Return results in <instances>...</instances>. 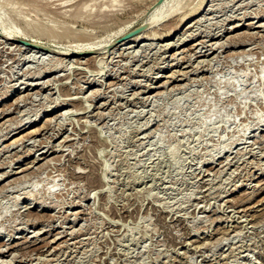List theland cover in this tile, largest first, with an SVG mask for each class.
I'll use <instances>...</instances> for the list:
<instances>
[{"label": "rangeland", "instance_id": "obj_1", "mask_svg": "<svg viewBox=\"0 0 264 264\" xmlns=\"http://www.w3.org/2000/svg\"><path fill=\"white\" fill-rule=\"evenodd\" d=\"M0 1V264H264V0Z\"/></svg>", "mask_w": 264, "mask_h": 264}, {"label": "bare ground", "instance_id": "obj_2", "mask_svg": "<svg viewBox=\"0 0 264 264\" xmlns=\"http://www.w3.org/2000/svg\"><path fill=\"white\" fill-rule=\"evenodd\" d=\"M6 1V0H5ZM31 2V1H30ZM34 2V1H33ZM156 1L154 0V3H155ZM171 1L170 0H162V1H160L159 3H161L160 5H158L159 7H157L156 8V12H155V14H154V16L149 20V21H146V22H142L141 24V27L139 26V27H137V29H135V30H130L129 31V33H128V28H129V26L127 25V26H125V27H123L122 29H120V30H118L117 32H114L115 34L111 37V38H107V39H105V40H102V41H92V40H90V39H81V37H78V38H80V39H77V44H76V46H72L73 47V49L72 50H70V51H67V52H61V51H57L56 49H54V48H52L51 46H48V45H45V44H43V43H41V42H39V41H37L36 39H32V38H27V37H24L23 35H22V33H20V34H18V35H20V36H17V35H12V34H10V38H9V40L10 41H13V42H15L16 40H18V39H20V40H22V41H27L28 43H30V46H26V45H20V48L21 49H23L25 52H31L32 50H30L31 48H35V54L37 55V54H40V55H46V54H52V53H54V52H56V53H54V54H56L57 56H59V59L60 60H62V56H67V57H72V56H74V58H81V57H79V56H81L83 53H85V54H87V53H90V52H96V53H100L101 52V50H105V49H107V48H109V46H113L112 48H117V49H120L121 47H123V46H127V45H130V48H132L133 46H131V44H136L140 39H147V41L148 40H159V41H163V40H167V39H169L171 36H173V37H175L176 35H178L179 33H181L182 32V30L184 29H182L181 31H180V28H181V26L185 23V21H187L188 19H190L191 17H194L195 19H197L198 17H201L203 14H204V9H203V11H202V8H203V6H204V4H205V2H206V0H200V2H199V4H198V6L197 7H195V9L194 10H192V12H188L189 14H182V15H180V14H177V15H175L174 14V17H169L168 18V24L166 23V22H164V23H166L165 25L163 24V25H160L159 24V22H161V21H163V20H165L168 16H170V13H169V3H170ZM28 3V2H27ZM32 3V2H31ZM36 3V2H35ZM151 3H152V1H151ZM150 3V4H151ZM157 3V2H156ZM139 4V3H138ZM28 5H30V4H28ZM34 5V4H33ZM36 5V4H35ZM156 5V4H155ZM4 5H3V2L2 1H0V11L1 10H3V7ZM17 6V5H16ZM32 6V5H31ZM81 6V5H80ZM208 6V5H207ZM82 7V6H81ZM211 7H212V5H211ZM237 7V6H236ZM242 7V6H241ZM81 9V8H80ZM78 10V9H77ZM155 10V9H154ZM212 10V9H211ZM18 13V12H17ZM87 13V12H86ZM187 13V12H186ZM202 13V14H201ZM21 14V13H20ZM77 14V13H76ZM79 14V13H78ZM76 16V15H75ZM173 16V15H172ZM204 16V15H203ZM205 16H206V14H205ZM263 16V15H262ZM77 17V16H76ZM264 17V16H263ZM80 18V17H79ZM107 18H109V17H107ZM202 18V17H201ZM258 18V17H257ZM195 19H193V20H191V21H193L194 22V20ZM205 19V18H204ZM2 19L0 18V25L3 23V21H1ZM105 20H107V19H105ZM109 20V19H108ZM199 20H202V19H199ZM103 21V20H102ZM189 22V23H192V22ZM196 22L194 23V25H197L196 23H197V21L198 20H195ZM131 22V21H130ZM132 23V22H131ZM28 24V23H27ZM89 24V23H88ZM128 24V23H127ZM155 24H159V25H156L157 27H153V31H151L152 29V26H154ZM162 24V23H161ZM198 24H199V22H198ZM96 25V24H95ZM132 25V24H131ZM187 25V24H186ZM190 25V24H189ZM187 26L188 27V29L186 30V31H189L190 29H191V27H193V26ZM31 26V25H30ZM160 26V27H159ZM249 26H250V24H249ZM264 26V24L262 25L261 24V26H259V27H263ZM239 26H236V28H238ZM32 28H34V29H36V32H37V28H35V26L34 27H32ZM235 28V29H236ZM3 29V28H2ZM33 29V30H34ZM39 29H41V27H39ZM46 29H42V31H44V33H46V31H45ZM147 30H150V31H147ZM162 31L159 35H157V34H155V33H158L159 31ZM136 31H139L138 33H136V35L135 34H132L131 36H133V37H131V36H129V34H131V33H133V32H136ZM35 32V33H36ZM40 32V31H39ZM48 32H50L51 34H52V31H48ZM47 32V33H48ZM55 32V31H54ZM71 32V31H70ZM45 34V35H48V34ZM128 33V34H127ZM34 34V33H33ZM32 34V35H33ZM36 34H38V33H36ZM40 34H41V32H40ZM127 34V35H126ZM144 34V35H143ZM185 34V33H184ZM22 35V36H21ZM30 35V34H29ZM41 35H43V32H42V34ZM53 35V34H52ZM84 35H86V33L84 34ZM126 35V36H125ZM183 35V34H182ZM181 35V36H182ZM190 35V34H189ZM4 36H5V33L3 32H1L0 31V37H2V38H4ZM7 36V35H6ZM6 36H5V38H6ZM123 36H125V37H123ZM185 36V35H184ZM32 37V36H31ZM39 37V36H38ZM57 37V36H56ZM75 37V36H74ZM86 37H88V35H86ZM91 37V36H90ZM121 37H123L122 39H120L119 40V42L121 43V41H122V43H121V45L118 47L117 46V44H116V41L119 39V38H121ZM8 38V37H7ZM6 38V39H7ZM51 38H52V36H51ZM83 38V37H82ZM128 39V41H126V40ZM186 39H187V37H186ZM180 41V40H179ZM119 42H117V43H119ZM203 42V41H202ZM20 43H21V41H20ZM22 44V43H21ZM115 44V45H114ZM171 44V43H170ZM177 45H179V44H177ZM170 46V45H169ZM173 46V45H172ZM71 47V46H70ZM129 47V46H128ZM127 47V48H128ZM192 48V47H191ZM190 49V48H189ZM197 49V48H196ZM211 49V48H210ZM30 50V51H29ZM34 51V50H33ZM188 51V50H187ZM199 51V50H198ZM202 51V50H201ZM211 51V50H210ZM184 52V51H183ZM98 53V54H99ZM208 53V52H207ZM84 54V55H85ZM97 54V55H98ZM100 55H102V54H100ZM176 56V55H175ZM99 57V56H98ZM190 57V56H189ZM176 58V57H175ZM64 59V58H63ZM79 59H77V60H79ZM63 61V60H62ZM100 60L98 61V63L100 64ZM190 62V61H189ZM198 63V62H197ZM59 64V63H58ZM100 74V73H99ZM173 76V75H172ZM40 77V76H39ZM174 77V76H173ZM172 77V78H173ZM40 79V78H39ZM96 82V81H95ZM13 88V87H12ZM16 90L13 88L9 93H7L3 98H1L2 99V102H6L9 98H10V96H11V93L12 92H15ZM20 93V92H19ZM37 94V93H36ZM15 95H13V97H14ZM19 96V95H18ZM23 97V96H22ZM19 99H20V97H19ZM21 100V99H20ZM106 105V104H105ZM6 106V105H5ZM11 106V105H10ZM21 106V105H20ZM54 110V109H53ZM47 112V111H46ZM50 113H52L53 111H49ZM4 113V112H3ZM69 114V113H68ZM1 115V114H0ZM50 115V114H49ZM36 120V119H35ZM49 121V120H48ZM24 123V122H23ZM22 124V123H21ZM34 124V123H33ZM16 125V124H15ZM27 125H29V124H24V126L23 127H20L19 128V126H21V125H19L18 126V128H16L15 127V129H13L11 132H13V131H15L17 134H19V133H22V132H24V131H26V130H28V128L26 127ZM32 126V125H31ZM258 126V125H257ZM259 128V127H258ZM257 129V128H256ZM260 130H261V128H260ZM254 131V130H253ZM264 131V130H263ZM11 132H9V134L11 133ZM11 135V134H10ZM30 135V134H29ZM67 137V136H66ZM34 138V137H33ZM16 140H18V139H16ZM15 140V141H16ZM23 140V139H22ZM21 140V141H22ZM13 142V141H12ZM65 142V141H64ZM15 143V142H14ZM12 144V143H11ZM59 145V144H58ZM7 148V147H6ZM2 151V150H1ZM24 171V170H23ZM22 172V171H21ZM16 173V172H15ZM11 174V173H10ZM27 180V179H26ZM19 181V180H18ZM54 183V182H53ZM29 197V196H28ZM28 197H26V198H28ZM31 197V196H30ZM30 199V198H29ZM57 239V238H56ZM55 240V239H54ZM64 244V243H63ZM60 246V245H59ZM1 251V250H0ZM44 260V259H43Z\"/></svg>", "mask_w": 264, "mask_h": 264}, {"label": "water", "instance_id": "obj_3", "mask_svg": "<svg viewBox=\"0 0 264 264\" xmlns=\"http://www.w3.org/2000/svg\"><path fill=\"white\" fill-rule=\"evenodd\" d=\"M138 32H139V31L133 32V33L129 34V36H131L132 34H136V33H138ZM21 43H22L23 45L30 46V43H28V42L22 41ZM30 47H31V46H30Z\"/></svg>", "mask_w": 264, "mask_h": 264}]
</instances>
